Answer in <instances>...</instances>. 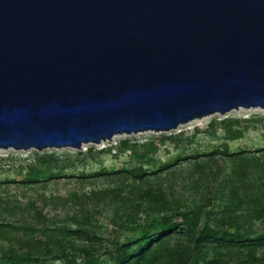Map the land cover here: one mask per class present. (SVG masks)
<instances>
[{
    "label": "water",
    "instance_id": "obj_1",
    "mask_svg": "<svg viewBox=\"0 0 264 264\" xmlns=\"http://www.w3.org/2000/svg\"><path fill=\"white\" fill-rule=\"evenodd\" d=\"M264 108V0H0V149Z\"/></svg>",
    "mask_w": 264,
    "mask_h": 264
},
{
    "label": "rangeland",
    "instance_id": "obj_2",
    "mask_svg": "<svg viewBox=\"0 0 264 264\" xmlns=\"http://www.w3.org/2000/svg\"><path fill=\"white\" fill-rule=\"evenodd\" d=\"M263 161L264 108L259 107L214 113L167 132L115 135L80 149H0V256L27 237L79 239L77 230L86 224L100 240L93 254L105 260L106 244L126 245L128 238L141 236L130 230L147 221L137 202L150 189L161 192L168 207L202 209L200 225L218 238L192 244L180 230L170 243L178 257L163 251L157 259L148 257V264H264V245L251 242L264 236ZM140 169L142 185L132 187ZM38 211L46 218L38 220Z\"/></svg>",
    "mask_w": 264,
    "mask_h": 264
},
{
    "label": "trees",
    "instance_id": "obj_3",
    "mask_svg": "<svg viewBox=\"0 0 264 264\" xmlns=\"http://www.w3.org/2000/svg\"><path fill=\"white\" fill-rule=\"evenodd\" d=\"M126 144L127 141L122 142V145ZM217 154L219 153H213L210 156ZM222 155L229 158L240 156V154H229L228 152ZM242 160L243 163H246L248 158ZM136 172L141 173L139 177L136 175V178H139L136 179L138 183L135 182L132 185L137 188V185H142V177L145 175L141 169ZM120 173L122 172L114 174ZM139 189L142 191L143 187ZM162 196L159 191L150 189L142 191L137 204L141 208L145 207L143 210L147 221L143 226H136L130 230L133 235L139 233L141 236L136 237L137 239L128 238L126 245H121L119 242L111 245L106 244L105 250L108 258L105 260L101 259L102 255L93 254L96 251V246L100 245V240L94 233L85 229L87 228L86 224L77 230L80 233L79 239H67L66 234L60 237L53 235L50 237L44 234L47 238L43 240L32 236L35 226H30L28 229L32 237L22 239V243L17 248L10 246L0 256V264H55L54 262L57 261L58 264H148V257L157 259L163 251H168L170 257H178L175 255L176 247L171 246L170 243L173 234L180 230L191 240L192 244L199 245L207 239L218 238L216 231L211 230L208 226L200 225L203 218L202 209L196 207L182 211L179 207H168ZM91 206L82 217L83 223H87L86 220H89ZM42 214L41 211H38L35 216L38 220L45 219L46 217ZM171 216H180L182 220L173 221ZM155 221L156 224H154ZM78 224L81 226L82 223ZM251 242L255 246H263L264 236L260 237L256 244L254 240Z\"/></svg>",
    "mask_w": 264,
    "mask_h": 264
}]
</instances>
